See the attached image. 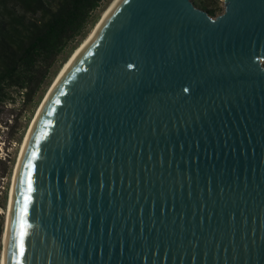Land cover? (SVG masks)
I'll use <instances>...</instances> for the list:
<instances>
[{
    "label": "water",
    "instance_id": "obj_1",
    "mask_svg": "<svg viewBox=\"0 0 264 264\" xmlns=\"http://www.w3.org/2000/svg\"><path fill=\"white\" fill-rule=\"evenodd\" d=\"M222 2L114 1L30 124L2 264H264V0Z\"/></svg>",
    "mask_w": 264,
    "mask_h": 264
},
{
    "label": "trees",
    "instance_id": "obj_2",
    "mask_svg": "<svg viewBox=\"0 0 264 264\" xmlns=\"http://www.w3.org/2000/svg\"><path fill=\"white\" fill-rule=\"evenodd\" d=\"M100 1L0 0V112L11 92L20 91L22 101L33 98L58 54L83 37ZM190 1L213 16V8Z\"/></svg>",
    "mask_w": 264,
    "mask_h": 264
},
{
    "label": "rangeland",
    "instance_id": "obj_3",
    "mask_svg": "<svg viewBox=\"0 0 264 264\" xmlns=\"http://www.w3.org/2000/svg\"><path fill=\"white\" fill-rule=\"evenodd\" d=\"M200 1H202L207 7L213 8V15L222 11V0ZM111 2L112 0L100 1L99 6L90 14L89 23L83 37L78 36L76 41L68 43L58 54L55 62L48 71V76L30 101H22L20 91L11 92V99L7 100L0 112V256L14 166L30 122L34 118L46 91L64 62H66V60L72 55L80 43L88 37L98 20L101 18L102 13ZM4 121H6V124L10 123V126L5 127L3 124Z\"/></svg>",
    "mask_w": 264,
    "mask_h": 264
},
{
    "label": "bare ground",
    "instance_id": "obj_4",
    "mask_svg": "<svg viewBox=\"0 0 264 264\" xmlns=\"http://www.w3.org/2000/svg\"><path fill=\"white\" fill-rule=\"evenodd\" d=\"M114 1L115 0H112V2L107 6V8L104 10V12L102 13V16H101V18L98 20V22L96 23V25H95V27L93 28V30L91 31V33L88 35V37L84 40V41H82L81 43H80V45L75 49V51L72 53V55L81 47V45L94 33V31L96 30V28L98 27V25L100 24V22L102 21V19L104 18V16L106 15V13L108 12V10L110 9V7L112 6V4L114 3ZM72 55L66 60V62H64V64L62 65V67H61V69L59 70V72L57 73V75L55 76V78H54V80L56 79V77L58 76V74L61 72V70L64 68V66L67 64V62L69 61V59L72 57ZM53 80V81H54ZM53 81H52V83H53ZM51 83V84H52ZM51 86V85H50ZM50 86H49V88H50ZM49 88H48V90H49ZM48 90L46 91V93H45V96H46V94H47V92H48ZM45 96H44V98H45ZM43 98V99H44ZM43 101V100H42ZM42 101H41V103H42ZM41 103H40V105H41ZM40 105H39V107H40ZM39 107H38V109H39ZM38 109H37V111H38ZM37 113V112H36ZM33 120V119H32ZM32 122V121H31ZM31 122H30V124H31ZM29 127H30V125H29ZM29 127H28V129H27V132H28V130H29ZM27 132H26V134H25V136H24V139H23V142H22V144H21V146H20V151H21V149H22V146H23V143H24V141H25V138H26V135H27ZM20 151H19V154H20ZM19 154H18V157H17V160H16V164H15V166H14V171H13V175H12V182H11V186H10V194H11V190H12V185H13V181H14V176H15V172H16V167H17V163H18V158H19ZM10 194H9V198H8V203H9V199H10ZM8 203H7V208H8ZM6 212H7V210H6ZM6 218V217H5ZM4 227H5V225H4ZM3 236H4V229H3ZM2 245H3V240H2ZM0 264H2V248H1V256H0Z\"/></svg>",
    "mask_w": 264,
    "mask_h": 264
},
{
    "label": "snow or ice",
    "instance_id": "obj_5",
    "mask_svg": "<svg viewBox=\"0 0 264 264\" xmlns=\"http://www.w3.org/2000/svg\"><path fill=\"white\" fill-rule=\"evenodd\" d=\"M31 159V158H30ZM20 186L23 187L25 184L28 185V190L31 191V179L30 178H27V179H24L22 178L20 181ZM17 204H19V201L17 202ZM18 215H19V212H18ZM22 218V217H21ZM21 235L23 236L24 233L22 232ZM20 255L22 256L23 255V252L20 253Z\"/></svg>",
    "mask_w": 264,
    "mask_h": 264
}]
</instances>
